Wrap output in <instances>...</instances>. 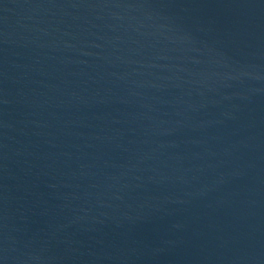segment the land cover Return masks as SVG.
I'll return each mask as SVG.
<instances>
[{
    "label": "water",
    "instance_id": "1",
    "mask_svg": "<svg viewBox=\"0 0 264 264\" xmlns=\"http://www.w3.org/2000/svg\"><path fill=\"white\" fill-rule=\"evenodd\" d=\"M0 264H264V0H0Z\"/></svg>",
    "mask_w": 264,
    "mask_h": 264
}]
</instances>
